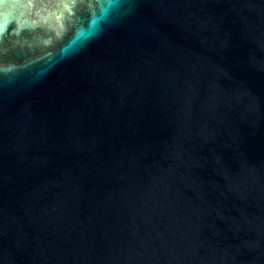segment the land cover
Returning <instances> with one entry per match:
<instances>
[{
	"label": "water",
	"instance_id": "95a60500",
	"mask_svg": "<svg viewBox=\"0 0 264 264\" xmlns=\"http://www.w3.org/2000/svg\"><path fill=\"white\" fill-rule=\"evenodd\" d=\"M0 264H264V0H0Z\"/></svg>",
	"mask_w": 264,
	"mask_h": 264
}]
</instances>
